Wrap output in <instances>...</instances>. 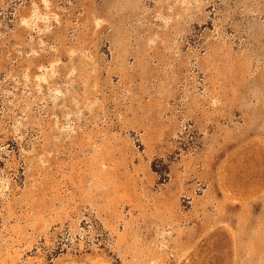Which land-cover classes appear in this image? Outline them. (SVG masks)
<instances>
[{
    "label": "rangeland",
    "instance_id": "374dc122",
    "mask_svg": "<svg viewBox=\"0 0 264 264\" xmlns=\"http://www.w3.org/2000/svg\"><path fill=\"white\" fill-rule=\"evenodd\" d=\"M0 264H264V0H0Z\"/></svg>",
    "mask_w": 264,
    "mask_h": 264
}]
</instances>
